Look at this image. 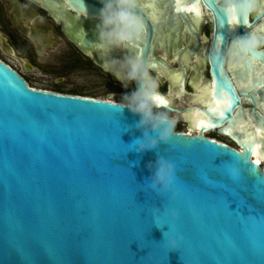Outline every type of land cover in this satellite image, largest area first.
Instances as JSON below:
<instances>
[{
  "label": "water",
  "instance_id": "water-1",
  "mask_svg": "<svg viewBox=\"0 0 264 264\" xmlns=\"http://www.w3.org/2000/svg\"><path fill=\"white\" fill-rule=\"evenodd\" d=\"M255 3L241 17L227 11L224 0H138L141 40L110 53L94 46L100 0H64L51 9L70 42L122 86L107 66L128 56L141 57L159 80L168 79L171 91L160 92L164 103H157L171 112H182L168 103L179 92L191 97L186 81L197 71L189 63L208 46L200 58L210 74L201 83L207 103L183 112L193 127L190 114L208 117L209 86L222 71L235 101L230 114L193 135L174 129L168 144L143 153L134 144L142 138L139 116L117 108L110 95L29 88L0 61V264H264V170L252 160V143H241L260 127L264 157V46L249 61L229 56L235 37L264 36V0ZM158 156L176 166L168 194L149 191L147 165ZM180 237L170 251L168 239Z\"/></svg>",
  "mask_w": 264,
  "mask_h": 264
},
{
  "label": "clouds",
  "instance_id": "clouds-1",
  "mask_svg": "<svg viewBox=\"0 0 264 264\" xmlns=\"http://www.w3.org/2000/svg\"><path fill=\"white\" fill-rule=\"evenodd\" d=\"M99 23L96 26L97 40L94 46L103 53L114 49H131L141 40L145 31V22L137 12L138 0H100ZM224 8L241 17L253 12L257 5L255 0H224ZM264 46V36L253 33L237 36L232 41L229 56L244 57ZM112 75L123 83L125 88L135 83L130 93H125L119 103L110 94L119 109L127 108L132 114L139 116L136 127L142 130V138L134 141L135 150L143 153L158 148L160 144H168L173 138L177 120L170 115L171 109L160 110L157 97L160 96V81L153 74L151 65L139 56H128L124 60L113 59L107 66ZM155 134V135H153ZM152 175L149 178V191L156 195L172 192L176 182V166L173 162L158 156L155 163L147 165ZM178 195L173 193V197ZM159 209L154 210L158 214ZM173 220L176 212L170 213ZM156 226V225H155ZM157 228H160L156 226ZM180 238H169L167 246L170 251L179 247Z\"/></svg>",
  "mask_w": 264,
  "mask_h": 264
},
{
  "label": "flooded vegetation",
  "instance_id": "flooded-vegetation-1",
  "mask_svg": "<svg viewBox=\"0 0 264 264\" xmlns=\"http://www.w3.org/2000/svg\"><path fill=\"white\" fill-rule=\"evenodd\" d=\"M54 1L58 2L56 6L64 3V0H0V61L16 72L29 88L47 90L34 87L31 83L32 81L44 82L57 73V65L54 64L55 57L69 59L71 57L73 66L80 65L90 70L97 69L105 73L70 42L64 32L63 25L55 21L51 11L52 8L56 7ZM175 63V67H177V62ZM68 67L62 66L61 69L65 70ZM153 74L158 79L160 78L158 73L153 72ZM197 75L192 70L189 72L186 90L191 94V97L183 96L179 105H174L175 108L186 110L198 106L192 102V98L198 94L194 82L197 80L201 84L209 79V69L208 76L203 75L202 78L198 79ZM162 78V81L159 80L160 92L163 95H168L171 91V83L165 77ZM191 82L193 87L190 86ZM170 114L173 115L174 113L170 112ZM184 125L187 130L189 122H184ZM176 129H179L177 124ZM215 138L217 139V137ZM228 142L225 143L229 144Z\"/></svg>",
  "mask_w": 264,
  "mask_h": 264
},
{
  "label": "rangeland",
  "instance_id": "rangeland-1",
  "mask_svg": "<svg viewBox=\"0 0 264 264\" xmlns=\"http://www.w3.org/2000/svg\"><path fill=\"white\" fill-rule=\"evenodd\" d=\"M54 64L57 65V73L50 76L48 80L44 82L32 81V86L47 90L76 92L80 95H88L97 99H107L108 95L111 94L114 95L113 99L118 103L125 93H130L134 90L133 88L127 89L123 87L116 80L112 79V77L97 69L90 70L80 65L73 66L74 63L71 57L70 59L55 57ZM62 66L69 67L65 70H62ZM201 73L204 76H208V68L202 69ZM113 99L109 100L114 102ZM177 125L181 132H186L184 123L177 122ZM207 136L217 137L215 140H218L219 142H228L227 139L218 136L216 133H210ZM228 143L233 146L232 143Z\"/></svg>",
  "mask_w": 264,
  "mask_h": 264
},
{
  "label": "snow or ice",
  "instance_id": "snow-or-ice-1",
  "mask_svg": "<svg viewBox=\"0 0 264 264\" xmlns=\"http://www.w3.org/2000/svg\"><path fill=\"white\" fill-rule=\"evenodd\" d=\"M185 10L189 12H194L195 7H189ZM234 11L235 10L233 9L232 12L234 13ZM232 23H235V20H233ZM245 60L246 61L252 60L251 54L246 55ZM260 86L264 87V84H261ZM209 87L211 89V93H210L211 100L208 105V113H209L208 117H205L203 113H194L193 115L198 117V123H203L205 127H215L220 121L226 118V114H230V110L233 107L235 101L233 96L229 94L228 89L230 85L223 78L222 71L220 72V75L218 77L214 76L212 78V82ZM248 87H253V85H251V83L249 82ZM205 91H207V89H205ZM157 100L160 103H164V101L161 100L160 97H157ZM233 120L238 123H241L235 117L233 118ZM248 123L251 124V118H249ZM243 127L244 125L243 123H241V129H243ZM255 130L257 134H260L262 132V129L260 127H256ZM228 134H231V129L228 130ZM246 136L250 137V134H246ZM241 143L247 146L250 143V138L244 139L243 141H241ZM229 174L232 176L237 175L235 169H229ZM259 196L262 200H264V188L260 190Z\"/></svg>",
  "mask_w": 264,
  "mask_h": 264
},
{
  "label": "bare ground",
  "instance_id": "bare-ground-1",
  "mask_svg": "<svg viewBox=\"0 0 264 264\" xmlns=\"http://www.w3.org/2000/svg\"><path fill=\"white\" fill-rule=\"evenodd\" d=\"M208 54V46H204V48L201 50V52L198 53V55H195L194 57H192L190 63H189V67H194L197 71V78L200 79L202 78L203 74L201 73V70L204 68H208V64L207 62L202 65L200 58H203L204 60V56L206 58V55ZM209 69V68H208ZM195 87L198 90V94H196L195 98H192V102L198 104L199 106H205V104L207 103V98H208V93L204 88L203 84H200V82H198L196 80V82H194ZM182 94L179 92L178 95H176L171 101H169L168 103H172L173 105H179V102L183 99L182 98ZM163 109V108H161ZM179 110H181L182 112H173L175 114V118L177 120V122H189L188 125V129L186 130V132L184 133H189L190 135L199 133V128L204 125L203 123H198V117H194L190 114V117L192 120H196V124L195 126H191V121L188 120V118L185 115V110L179 108ZM177 124V123H176ZM195 127H197V129H195ZM211 131H204V135L207 136L208 134H210ZM252 143V160L255 161V163L258 164V166H260L263 170H264V157L262 156L261 153V149H262V141H261V137L260 134H256L255 137L253 139H251L250 141Z\"/></svg>",
  "mask_w": 264,
  "mask_h": 264
},
{
  "label": "trees",
  "instance_id": "trees-1",
  "mask_svg": "<svg viewBox=\"0 0 264 264\" xmlns=\"http://www.w3.org/2000/svg\"><path fill=\"white\" fill-rule=\"evenodd\" d=\"M52 92H55V93H59V94H65V95H72V96H81V97H91V98H94V99H97V98H95V97H92V96H88V95H80V94H78V93H76V92H63V91H56V90H53ZM175 131H177V132H181L179 129L177 130H175ZM210 139H216L215 137H209ZM218 141V140H217ZM222 143H225V142H222Z\"/></svg>",
  "mask_w": 264,
  "mask_h": 264
},
{
  "label": "built area",
  "instance_id": "built-area-1",
  "mask_svg": "<svg viewBox=\"0 0 264 264\" xmlns=\"http://www.w3.org/2000/svg\"><path fill=\"white\" fill-rule=\"evenodd\" d=\"M187 134H189V133L187 132Z\"/></svg>",
  "mask_w": 264,
  "mask_h": 264
}]
</instances>
